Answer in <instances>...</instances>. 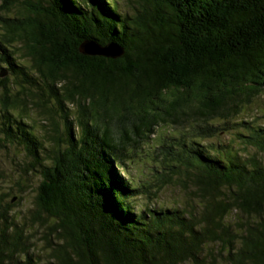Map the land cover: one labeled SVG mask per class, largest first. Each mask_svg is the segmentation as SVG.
Returning <instances> with one entry per match:
<instances>
[{
	"label": "trees",
	"instance_id": "16d2710c",
	"mask_svg": "<svg viewBox=\"0 0 264 264\" xmlns=\"http://www.w3.org/2000/svg\"><path fill=\"white\" fill-rule=\"evenodd\" d=\"M139 2L2 0L23 13L0 18V151L21 148L42 177L30 219L44 264H264V126L235 122L264 92V0ZM90 42L123 54L87 56ZM170 126L183 132L156 146L158 186L122 177L131 149ZM166 184L184 208L135 209ZM0 217V264H40Z\"/></svg>",
	"mask_w": 264,
	"mask_h": 264
},
{
	"label": "rangeland",
	"instance_id": "374dc122",
	"mask_svg": "<svg viewBox=\"0 0 264 264\" xmlns=\"http://www.w3.org/2000/svg\"><path fill=\"white\" fill-rule=\"evenodd\" d=\"M117 1L124 12L130 13H133L135 8L140 4L139 0ZM1 6L2 0H0V18L21 17L23 13L19 5L12 7L10 13L3 11ZM2 28L3 24L0 20V33L2 32ZM19 56H22V54H19ZM18 62L21 61L19 60ZM2 92V89H0V96ZM29 116V121L28 119L26 121L35 129L36 133L41 135L44 130L42 119L36 112L30 109ZM240 121L253 122L254 124L264 126V92L243 109V113L235 120V122ZM61 123L60 121V130L63 131ZM46 128L48 129L49 127ZM182 132V127L170 126L158 128L155 136H152V143L142 142L140 148L136 150L131 149V151H135L137 157L126 165L127 169H119L118 172H120L122 177L134 180L140 186L146 185L151 186V189L154 188L159 184L162 176L169 174L163 167L165 166L163 163L165 155H162L161 148L157 149L156 146H160L163 141L167 145H173L174 141L170 142L169 138ZM233 135H225L219 140L227 142L230 138H234ZM212 142H217V139L205 141L203 144H210ZM27 162L28 159L25 158V154L21 148L11 147L0 151V216L4 210L9 211V215L13 216L16 223L23 228L25 239H28L30 242L28 250L34 254L38 263L44 264L46 260V253L43 251L45 246V230L36 221L30 219L42 177L39 172H32L31 168L27 166ZM146 186L142 190L143 194L137 199L132 200L136 210L139 211L142 206L144 208L148 206V208L162 207L168 209H181L185 207L186 195L183 192L185 189H182L180 186L166 184L160 191H152L150 196H148V187L146 188ZM14 197L18 200L12 201ZM11 206L12 209H10ZM20 259H24V256H21Z\"/></svg>",
	"mask_w": 264,
	"mask_h": 264
},
{
	"label": "water",
	"instance_id": "95a60500",
	"mask_svg": "<svg viewBox=\"0 0 264 264\" xmlns=\"http://www.w3.org/2000/svg\"><path fill=\"white\" fill-rule=\"evenodd\" d=\"M82 52L87 56H100L112 59H117L123 54L122 49L115 44L102 47L95 42L86 43ZM5 76H7V71L0 73V78H4Z\"/></svg>",
	"mask_w": 264,
	"mask_h": 264
}]
</instances>
